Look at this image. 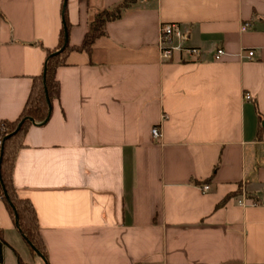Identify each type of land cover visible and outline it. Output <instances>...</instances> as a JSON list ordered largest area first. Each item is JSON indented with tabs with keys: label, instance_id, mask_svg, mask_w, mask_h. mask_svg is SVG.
I'll list each match as a JSON object with an SVG mask.
<instances>
[{
	"label": "crops",
	"instance_id": "0c3cea01",
	"mask_svg": "<svg viewBox=\"0 0 264 264\" xmlns=\"http://www.w3.org/2000/svg\"><path fill=\"white\" fill-rule=\"evenodd\" d=\"M63 1L0 0V121L19 116L57 46ZM121 1L66 0L69 44ZM166 23L197 54L164 61ZM56 79L59 98L13 169L42 264H264V0H135ZM0 229L2 264H32L1 199Z\"/></svg>",
	"mask_w": 264,
	"mask_h": 264
},
{
	"label": "trees",
	"instance_id": "16d2710c",
	"mask_svg": "<svg viewBox=\"0 0 264 264\" xmlns=\"http://www.w3.org/2000/svg\"><path fill=\"white\" fill-rule=\"evenodd\" d=\"M135 0H122L111 9L97 13L89 23L81 45L71 46L68 35L70 24L66 15V0L63 1V25L59 31L55 48L46 49L43 71L32 78V85L27 100L14 120L0 121V199L4 203L11 219L27 244L32 255H41L46 261V250L42 241L35 209L28 199L20 198L13 182V169L18 151L25 146L24 137L27 129L34 123H44L50 115L52 102L59 98V82L56 70L65 64L67 54L73 49L91 51L95 39L104 35L105 24L118 18ZM20 125V126H19ZM207 182V181H205ZM235 193L225 196L217 206H222ZM6 244L0 229V264L3 263V247ZM18 264H28L17 256Z\"/></svg>",
	"mask_w": 264,
	"mask_h": 264
},
{
	"label": "built area",
	"instance_id": "2783aa9c",
	"mask_svg": "<svg viewBox=\"0 0 264 264\" xmlns=\"http://www.w3.org/2000/svg\"><path fill=\"white\" fill-rule=\"evenodd\" d=\"M249 26L248 23L242 25V29H246ZM187 38V32L184 31L179 24L176 23H166L162 24L160 28V38H159V49L160 56L164 61H169L172 59L173 52L175 50H185L189 54H197L198 50L196 48H183L180 42H183ZM223 48H217L214 59L218 60L224 55ZM253 56V51L247 52V57L251 58ZM246 100H250L252 97L249 93L244 94ZM151 136L153 140H159L161 137V130L158 126H153L151 128ZM2 146V139L0 137V149ZM201 189L207 191L209 186L204 184ZM242 203V200H239Z\"/></svg>",
	"mask_w": 264,
	"mask_h": 264
},
{
	"label": "rangeland",
	"instance_id": "374dc122",
	"mask_svg": "<svg viewBox=\"0 0 264 264\" xmlns=\"http://www.w3.org/2000/svg\"><path fill=\"white\" fill-rule=\"evenodd\" d=\"M30 261L32 264H42L41 258L37 255H32V259ZM9 264H11V263H9Z\"/></svg>",
	"mask_w": 264,
	"mask_h": 264
},
{
	"label": "water",
	"instance_id": "95a60500",
	"mask_svg": "<svg viewBox=\"0 0 264 264\" xmlns=\"http://www.w3.org/2000/svg\"><path fill=\"white\" fill-rule=\"evenodd\" d=\"M20 126V125H19ZM39 256H41V255H39Z\"/></svg>",
	"mask_w": 264,
	"mask_h": 264
}]
</instances>
